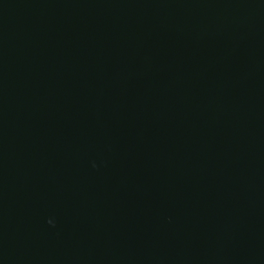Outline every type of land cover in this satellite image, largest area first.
Returning a JSON list of instances; mask_svg holds the SVG:
<instances>
[{
    "label": "water",
    "instance_id": "95a60500",
    "mask_svg": "<svg viewBox=\"0 0 264 264\" xmlns=\"http://www.w3.org/2000/svg\"><path fill=\"white\" fill-rule=\"evenodd\" d=\"M0 264H264V0H0Z\"/></svg>",
    "mask_w": 264,
    "mask_h": 264
}]
</instances>
